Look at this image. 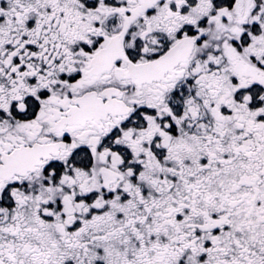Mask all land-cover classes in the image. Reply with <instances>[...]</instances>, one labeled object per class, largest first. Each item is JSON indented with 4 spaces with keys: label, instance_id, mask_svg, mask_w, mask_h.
Segmentation results:
<instances>
[{
    "label": "snow or ice",
    "instance_id": "obj_1",
    "mask_svg": "<svg viewBox=\"0 0 264 264\" xmlns=\"http://www.w3.org/2000/svg\"><path fill=\"white\" fill-rule=\"evenodd\" d=\"M0 264H264V0H0Z\"/></svg>",
    "mask_w": 264,
    "mask_h": 264
}]
</instances>
